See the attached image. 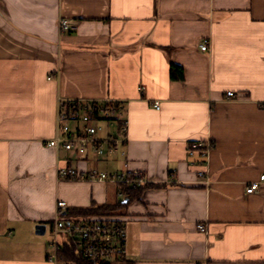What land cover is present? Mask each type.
<instances>
[{"label":"crops","instance_id":"1","mask_svg":"<svg viewBox=\"0 0 264 264\" xmlns=\"http://www.w3.org/2000/svg\"><path fill=\"white\" fill-rule=\"evenodd\" d=\"M61 17L77 28L60 34ZM59 98L124 103L126 156L97 170L153 186L114 217L125 264H264V183L246 193L264 175V0H0V264H54L36 227L52 229L57 203L113 204L124 187L58 180L93 160L46 146ZM207 140L209 187L189 156Z\"/></svg>","mask_w":264,"mask_h":264},{"label":"built area","instance_id":"2","mask_svg":"<svg viewBox=\"0 0 264 264\" xmlns=\"http://www.w3.org/2000/svg\"><path fill=\"white\" fill-rule=\"evenodd\" d=\"M76 20H68L61 17L58 20L60 34L73 31L77 28ZM201 50H210V43L205 40ZM228 98L235 99L234 93H228ZM155 107L159 108V104ZM113 130L116 135L109 134L105 138H99V134L106 130ZM128 121L125 116L124 103L116 100H77L66 101L59 98L56 116V134L54 138L46 141V146L56 152L65 150L76 153L82 158H87L89 152L93 155L92 168L80 173L71 167L58 169V180L62 182H108L122 185L127 188L144 186L148 181L140 172L128 173L127 165L120 173H105L97 170V160L105 155L120 153L126 156L124 150L127 144ZM214 148L211 140L196 142L191 145L189 156L196 154L200 159L195 166L200 170L197 177L200 183L209 187L211 185L208 170L210 154ZM264 183V175L259 181L249 184L246 193L255 194ZM122 197V193L118 194ZM67 210V204L59 201L57 212L51 229L52 240L49 246L52 254L49 260L54 264H60L59 254L64 243L71 244L76 253L83 259L98 263L111 259H124L126 256L127 230L125 224L114 217L85 218L71 220L63 217L62 212ZM197 230L207 234L206 226L198 224Z\"/></svg>","mask_w":264,"mask_h":264},{"label":"trees","instance_id":"3","mask_svg":"<svg viewBox=\"0 0 264 264\" xmlns=\"http://www.w3.org/2000/svg\"><path fill=\"white\" fill-rule=\"evenodd\" d=\"M170 78L172 81L182 82L184 81V70L182 67L175 64L171 65ZM153 186H141L137 188H122V197L113 204H105L102 206H92L87 209L70 210L67 211L63 217L71 220H79L90 217L103 218V217H117L121 211L125 210L133 201L138 200L143 192ZM60 264H94L93 262L83 259L79 256L74 247L69 243L62 245L61 252L59 254ZM95 264H125V259H111L98 262Z\"/></svg>","mask_w":264,"mask_h":264},{"label":"water","instance_id":"4","mask_svg":"<svg viewBox=\"0 0 264 264\" xmlns=\"http://www.w3.org/2000/svg\"><path fill=\"white\" fill-rule=\"evenodd\" d=\"M36 234L39 236H44L46 234V226L39 225L36 227Z\"/></svg>","mask_w":264,"mask_h":264},{"label":"rangeland","instance_id":"5","mask_svg":"<svg viewBox=\"0 0 264 264\" xmlns=\"http://www.w3.org/2000/svg\"><path fill=\"white\" fill-rule=\"evenodd\" d=\"M44 237H46L50 242H51V240H52V235H51V229L50 228H48V230H47V233L45 234V236ZM49 242V243H50ZM51 248V247H50ZM52 249V248H51Z\"/></svg>","mask_w":264,"mask_h":264}]
</instances>
